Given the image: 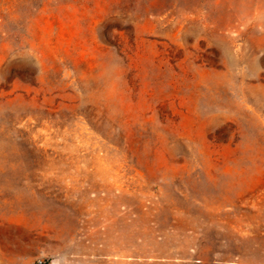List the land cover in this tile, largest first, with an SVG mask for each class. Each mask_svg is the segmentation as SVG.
Here are the masks:
<instances>
[{"label": "rangeland", "instance_id": "rangeland-1", "mask_svg": "<svg viewBox=\"0 0 264 264\" xmlns=\"http://www.w3.org/2000/svg\"><path fill=\"white\" fill-rule=\"evenodd\" d=\"M264 264V0H0V264Z\"/></svg>", "mask_w": 264, "mask_h": 264}, {"label": "built area", "instance_id": "built-area-1", "mask_svg": "<svg viewBox=\"0 0 264 264\" xmlns=\"http://www.w3.org/2000/svg\"><path fill=\"white\" fill-rule=\"evenodd\" d=\"M36 264H44L42 260H38Z\"/></svg>", "mask_w": 264, "mask_h": 264}]
</instances>
